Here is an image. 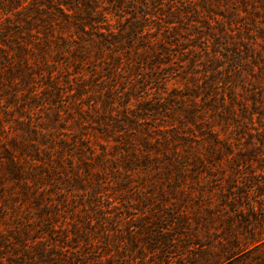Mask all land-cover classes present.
<instances>
[{
  "label": "rangeland",
  "instance_id": "rangeland-1",
  "mask_svg": "<svg viewBox=\"0 0 264 264\" xmlns=\"http://www.w3.org/2000/svg\"><path fill=\"white\" fill-rule=\"evenodd\" d=\"M0 264H264V0H0Z\"/></svg>",
  "mask_w": 264,
  "mask_h": 264
}]
</instances>
